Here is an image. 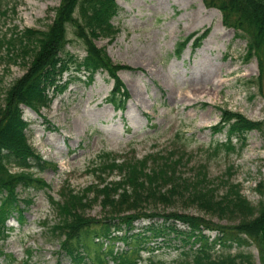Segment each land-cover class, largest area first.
<instances>
[{"label": "rangeland", "instance_id": "374dc122", "mask_svg": "<svg viewBox=\"0 0 264 264\" xmlns=\"http://www.w3.org/2000/svg\"><path fill=\"white\" fill-rule=\"evenodd\" d=\"M61 2L10 0L9 12L0 16V36L17 28L47 30ZM117 4L120 12L113 24L120 33L113 42L100 40L97 46L105 48L115 63L131 68L119 73L130 94L126 108L115 111L106 103L114 87L107 73L97 74L92 83L84 73L76 76L39 115L23 108L30 125V143L52 165L38 171L37 176L51 189L49 193H21L32 204L22 208L23 224L15 217L9 220L7 237L0 241V253L14 258L15 264H73L61 254V238L54 237L49 229L58 223L50 199L59 200L66 186L82 194L96 186L98 180L90 170L102 153L143 160L153 153L173 152L178 159L185 158L179 170L181 181H195L204 166L219 197L229 183L239 185L254 206L264 200V127L263 132L249 133L245 144L234 138L236 151L222 149L217 155L214 150L226 143L227 137L211 131L221 123L222 111L264 123V82L258 85L256 60L245 61L246 42L236 38L234 30L223 25L219 10L208 8L203 0H117ZM205 32L208 36L200 48L195 50L192 41L181 57H176L180 42ZM70 39L68 50L79 60L84 59V48L73 40L71 32ZM2 53L5 56L7 50ZM25 73L24 66L3 62L0 95ZM68 79L66 74L64 81ZM119 179L116 172L109 181ZM172 186L162 188V194L169 196ZM142 212L199 217L228 227L237 224L202 210L186 189L167 203H145ZM86 215L97 219L105 216L99 203L88 208ZM155 221L157 225L164 223L162 218ZM151 223L137 222L136 232ZM206 235L211 240L217 236L215 232ZM232 244L229 251L217 250L221 254H251L254 264H261L253 241ZM110 245L118 251L126 249L119 241ZM148 247L151 251L142 254L141 264L184 261L180 254L184 246L177 241L168 247L154 243Z\"/></svg>", "mask_w": 264, "mask_h": 264}, {"label": "trees", "instance_id": "16d2710c", "mask_svg": "<svg viewBox=\"0 0 264 264\" xmlns=\"http://www.w3.org/2000/svg\"><path fill=\"white\" fill-rule=\"evenodd\" d=\"M203 1L208 8L219 10L223 25L246 42L245 61L256 60L257 82L261 86L264 82V0ZM9 4L10 0H0V16L9 12ZM54 12V21L45 31L17 28L0 36V66L6 62L26 69L25 75L0 95V241L7 237L9 220L15 217L23 224L22 208L32 204L21 193L29 190L49 193L51 189L37 176L38 171L52 165L30 143V125L24 119L23 108L39 115L50 107L56 94L63 93L82 73L88 76L89 83L97 74L107 73L114 87L106 103L115 111H123L130 99L119 73L131 68L115 63L105 48L97 46L100 40L113 42L120 33L113 24L120 12L117 0H62ZM70 32L73 40L84 48L86 57L82 60L68 50L72 44ZM207 36L205 32L184 39L177 46L176 57L180 58L192 41L195 50L200 48ZM4 50H7L5 56ZM66 74L69 79L64 81ZM263 127L262 122L222 111L221 123L211 131L213 135L225 133L227 141L214 154L222 149L227 153L236 151L234 138L245 144L249 133L263 132ZM184 159H178L173 152L153 153L143 160L102 153L90 170L98 180L96 186L83 194L66 186L59 200L49 197L58 217V223L49 229L54 237L61 238V254L73 264H141L142 254L151 251L150 243L168 247L177 241L184 246L180 253L184 261L179 264H254L251 254H221L217 250L219 247L229 251L233 241L241 245L251 240L264 264V200L254 206L239 185L229 183L224 195L219 197L218 190L208 181L204 166L195 181H181L179 170ZM116 172L120 179L109 181ZM228 176L231 177V169ZM171 184V194H162V188ZM184 189L202 210L237 224L228 227L199 217L142 212L145 203L159 200L167 203ZM95 203L100 204L103 219L86 215V210ZM161 218L164 223L157 225L155 220ZM139 221L153 223L136 232ZM169 222L173 224L168 225ZM178 224L185 228H179ZM206 232H215L217 236L211 240ZM118 241L126 249L118 251L110 245ZM0 260L3 264H15L14 258L2 253Z\"/></svg>", "mask_w": 264, "mask_h": 264}]
</instances>
